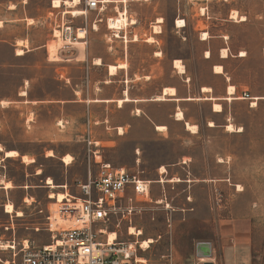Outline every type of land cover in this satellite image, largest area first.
Here are the masks:
<instances>
[{
  "label": "rangeland",
  "instance_id": "374dc122",
  "mask_svg": "<svg viewBox=\"0 0 264 264\" xmlns=\"http://www.w3.org/2000/svg\"><path fill=\"white\" fill-rule=\"evenodd\" d=\"M110 1L101 10L86 11L85 0H80L75 10L86 14L65 13L61 21L65 7L52 8V0H0V20L5 24L0 35L17 36L15 41L29 48L44 44L52 50L48 51L50 60L69 58L71 55L61 52L72 49L88 50L89 58L99 54L104 61L116 64L126 63V57L130 73L150 75L149 81L136 85L146 94L174 84L182 95L197 96L202 87H210L211 96H216L233 85L234 99L217 101L222 105L217 116L207 113L209 102L186 104L187 120L199 125L195 134L185 130L182 122L172 121L169 107L161 106L150 114L155 122L169 121L168 132L147 134L139 141L132 140V134L117 135L112 128L129 122V113H82L80 108L75 113H19L24 105L11 113L0 111L3 150L18 148L33 159L26 165L20 158L2 159L0 152V178L12 185L0 189V242L10 245L0 249V262L14 253L19 256L26 241L30 247L51 241L45 226L55 200L49 194L81 196L78 183L87 182L89 171L94 177L96 159L139 171L150 181L158 179V168L164 166V179L181 180L164 184L167 209L164 202H155L162 197L159 184L153 182L150 195L137 199L135 205L140 210L131 215L130 225L122 212L106 224H95L93 228H106L100 240L105 241L107 232L116 234V243L129 245L152 238L154 242L146 251L133 245L137 256L145 258L144 264H264V0ZM12 4L14 9H10ZM123 10L136 24L119 29V37H114L107 19H115ZM233 10L245 20L231 18ZM56 12H60L57 18ZM28 18L34 22L30 24ZM158 18L160 23H156ZM177 19L184 20L185 26L176 27ZM62 23L72 27L87 23L85 38L79 40L84 44L68 43L61 34L56 38L57 25ZM157 24L160 33L155 34ZM202 32L207 33L206 40L200 39ZM149 37L153 42L146 41ZM66 44L69 47L64 49ZM221 48L228 49L227 59L219 58ZM13 49L0 43V62L13 65L0 68V97L12 95L26 77H34L30 86L34 94L55 92L56 81L51 78L55 72L49 65L67 66L62 75L72 78L74 73L69 71L80 63L48 60L49 65L44 62L35 68L33 63L41 62L44 50L14 60ZM241 52L245 55L240 56ZM175 59L183 64V73L172 68ZM213 64H221L223 74L215 75ZM110 88L119 90L120 86L116 83ZM244 93L252 98L242 99ZM64 95H70L69 88ZM208 122L216 126L209 128ZM228 123L241 131H226L224 124ZM129 124L145 131L151 123L141 116ZM48 150L54 156L47 157ZM66 154L72 157L68 165L61 161ZM48 177L55 188L46 187ZM6 203L23 216L4 213ZM58 224L54 229L71 227L70 222L61 224L60 220ZM130 227L140 229L142 235H128ZM200 242L210 244L209 257L197 256Z\"/></svg>",
  "mask_w": 264,
  "mask_h": 264
},
{
  "label": "crops",
  "instance_id": "0c3cea01",
  "mask_svg": "<svg viewBox=\"0 0 264 264\" xmlns=\"http://www.w3.org/2000/svg\"><path fill=\"white\" fill-rule=\"evenodd\" d=\"M117 1V0H113ZM62 7V6H61ZM14 9V8H10ZM65 11V10H64ZM32 20V23L34 20L32 18H28ZM0 30L4 28L5 24L4 21H1ZM30 23V24H32ZM17 36L11 37L10 34L8 36L6 34L0 35V43L8 44L11 47H13L14 51L11 52V57L14 60L24 58L28 56L29 54L37 53L39 51L44 50L45 53L42 55L41 62L38 60L34 62L33 67L38 68L39 66H42L43 63L51 61V62H69L72 60H75L76 62H80L76 68L73 69V77L65 76L63 77V70L67 68V66H54L49 65L53 71L55 72V75H52V80L56 81V91L55 92H49L47 94H42L41 96H38L34 94L30 86L33 84L34 77L31 78H24L22 84L16 86L15 91L12 95L2 96L0 97V111L3 113H11L16 111V109H19L20 105H24V111H20L19 113H75L76 109L80 108L83 110L82 113H129L128 114V121L132 122L135 119L143 116L146 118L151 124L147 128V130H137L134 126L130 125L129 122L124 124H118L114 125L112 128L116 130L117 135H124V134H132L133 139L139 141L143 139L144 135L147 134H156V133H167L168 132V122H155L154 115L150 113H157L158 108L161 106L169 107V112L171 113L169 117L174 122H182L184 125V129L189 131L186 128V125H195L197 127V130L199 129V125L196 124V122L187 120L188 118L185 115L186 111V104L192 103V102H209L207 113H210L211 116H217L218 114L222 113V105L217 101H228L226 98L228 96L227 88H225V94L224 92L220 94H216V96H211L212 90L210 87H207L210 89L208 92H204L201 90L197 94V96H189L185 94H180L179 90L176 85L169 84L167 86L158 88L156 92L148 93L146 94L144 90L136 87L138 82H145L149 81L151 79L150 75H146L144 73H134L129 72L130 65L129 61L124 58V63L126 66L123 68H117L116 73L114 75L109 74V66H115L117 65L114 61L106 59V61L103 60L102 56H99V54L93 56L92 58H89L88 55L89 51L79 52V50L74 49L75 51L69 50V51H59V54H63V56L71 55L69 58L61 59H49V52L46 45H35L34 47L29 48L27 45L23 44L21 42V45H17V42L15 41ZM20 49L22 52L21 54L16 53V49ZM224 49V48H221ZM220 49V52H221ZM227 49V48H225ZM264 51V50H263ZM80 53L84 56V59H77V56H80ZM60 57V56H59ZM208 58V57H207ZM220 59H227L228 58V49H227V57L222 58L219 54ZM95 59H99L100 63L96 64L93 63ZM36 64V65H35ZM10 63L6 62H0V68H10ZM172 68L173 64L171 65ZM214 66H221L222 72L221 73H215L213 71ZM175 69V68H174ZM177 70V69H175ZM212 71L215 75L223 74V66L221 64H213L212 65ZM78 73L79 76H75ZM83 75H85L83 77ZM41 80L43 79V75L40 77ZM83 79L86 82V86L84 87ZM118 84L120 86L119 90H116L114 88H110L112 84ZM233 86V85H232ZM234 91H235V86ZM66 88L70 89V95L65 96V90ZM164 88H172L174 89V94H166L164 93ZM234 94V92H233ZM162 98V99H158ZM128 101H125V100ZM245 100V98H242ZM258 99H261L258 97ZM122 100V103L118 105V101ZM249 100V99H248ZM219 104L221 110H214L213 105ZM177 111H180L182 113V119L178 120L176 119L175 115ZM149 113V114H148ZM108 115L106 114L105 120L107 121ZM209 123V122H208ZM207 123V126L209 128H214L216 125L214 122V126H209ZM227 124H224V127H226ZM126 126L128 129H126ZM157 126H163L165 127L164 130H157ZM122 128L123 133L118 134L117 129ZM191 132V131H190ZM197 132V131H196ZM195 132V133H196ZM192 133V132H191ZM192 133V134H195ZM1 146V145H0ZM2 147V146H1ZM6 150H15L18 152V157L14 158H20L22 155H26L25 152L21 151L18 148H10L5 149L3 151H0L2 153V159L4 158V151ZM52 151V150H51ZM30 158V157H29ZM22 161V160H21ZM23 162V161H22ZM24 163V162H23ZM26 164V163H25ZM31 164V163H29ZM26 164V165H29ZM40 174V173H39ZM169 178L165 179L164 182L166 183ZM3 182L9 181L6 179L0 178ZM181 182V181H179ZM187 182H190L188 180ZM171 183V182H170ZM177 183V182H172ZM3 183L0 182V189H4L2 187ZM48 188V185H46ZM57 187V186H56ZM50 188V187H49ZM6 190V189H5ZM161 199V198H158ZM157 199V200H158ZM161 204V203H160ZM139 237V236H138Z\"/></svg>",
  "mask_w": 264,
  "mask_h": 264
},
{
  "label": "built area",
  "instance_id": "2783aa9c",
  "mask_svg": "<svg viewBox=\"0 0 264 264\" xmlns=\"http://www.w3.org/2000/svg\"><path fill=\"white\" fill-rule=\"evenodd\" d=\"M104 4L103 0H85V9L101 10ZM51 6L54 8L52 4ZM64 14L65 12L61 14V21ZM59 15L60 12H56L55 18ZM86 26L87 23L79 27L62 23L57 25V29L68 43H73L70 40L77 42L85 38ZM81 31L82 38L79 37ZM112 35L115 37L114 32ZM68 47L69 44H66L64 49ZM242 96L245 99L252 98L247 93ZM88 144H91L90 140ZM97 157L99 156H95ZM95 162L98 169L94 177H91L89 171L87 182L78 183L81 196H69L60 207L61 217L68 216L75 224L67 229H52L49 213L46 216L45 230L51 234V241L48 244L31 247L26 241V245L22 244L19 256L14 253L10 259L1 261L0 264H144L136 261L135 251L126 253L130 246L128 243L109 245L107 241L99 239L101 235H105L106 228L93 226L108 223L119 212L123 213L130 225L131 215L140 210L135 205L137 199L150 195L153 182L159 184L161 197L167 209L169 204L165 196V183L158 180L150 181L142 177L139 171L113 167L101 160L95 159ZM159 176L161 175L158 174Z\"/></svg>",
  "mask_w": 264,
  "mask_h": 264
},
{
  "label": "bare ground",
  "instance_id": "6f19581e",
  "mask_svg": "<svg viewBox=\"0 0 264 264\" xmlns=\"http://www.w3.org/2000/svg\"><path fill=\"white\" fill-rule=\"evenodd\" d=\"M124 1L125 0H122V2H124ZM79 2H80V0H52L51 4L53 5L54 8H59L61 6H64L65 10H66V11H64L65 13H70L72 15H84V14H86V12L84 10H80V11L75 10L76 6L79 4ZM103 2L104 3H109L111 1L110 0H103ZM10 8H14V5L13 4L10 5ZM230 17L235 19L236 21L245 20V17L244 16H238L237 15V11H235V10L231 11ZM28 21H29V23H32L31 19H28ZM161 21H162V19L158 18L156 23H160ZM108 24H109L110 28H113L115 30L114 31L115 36L119 37V35H117L118 30L122 29L123 27H126L127 25H135L136 24V20L135 19H129L128 16H127L126 11L123 10V11L119 12V16L116 17L115 19L114 18H108ZM175 24H176V27L181 28V27L185 26V21L182 20V19H177ZM0 25H1V22H0ZM56 32H57L56 38H59L60 37V33H59L58 30ZM153 32L155 34L160 33V28H159L158 24L154 26V31ZM79 37L80 38L83 37V32L82 31L79 33ZM207 38H208L207 33L206 32H202L200 39L201 40H206ZM136 39H137V37H134V40H136ZM146 41L153 42V38L149 37ZM21 44L22 43L20 41H17V45H21ZM74 44L75 45L76 44L77 45H82V44H84V42L77 41ZM49 50H51V49L49 48L48 51ZM21 52L22 51L19 48L16 49V53L17 54H21ZM242 53L243 52L240 53V56H244L245 55V53H243V55H241ZM52 56H54V54H52ZM82 56L83 55H81V58H82ZM220 56L222 58L227 57V49H225V48L221 49ZM206 57H209V52H206ZM93 63L99 64L100 60L99 59H95ZM172 64H173V67L175 69H177L179 73H183L184 72V66H183V64L181 63L180 60L175 59V60H173ZM125 66L126 65L124 63H119V64H117L115 66L111 65L108 68L109 74L110 75H114L116 73V69L117 68H123ZM218 69H219V71H218ZM213 71L215 73H221L222 72V67L221 66H214ZM202 91L208 92V91H210V89L207 88V87H202ZM163 92L166 93V94H170V95H173L175 93L174 89H172V88H164ZM233 92H234V87L232 85H229L228 88H227L228 96L226 98L228 101L231 100V99H234L232 97ZM158 99L160 100L162 98H158ZM254 100H258V97H255ZM125 101H128V100H125ZM121 103H122V100H119L118 101V105H120ZM255 104H256V102L254 101L252 103V106H254ZM213 109L216 110V111L221 110L219 104H214L213 105ZM175 117L178 120L182 119V113L180 111H177ZM208 125L209 126H214V124L212 122H209ZM186 128L189 131H191L192 133H195L197 131V127L195 125H188L187 124ZM156 129L157 130H164L165 127L157 126ZM193 129H195V131H193ZM225 130L228 131V132H240L241 131V127L234 129V126L232 124L228 123L226 125V127H225ZM117 131H118V134H122L123 133V130L120 127L117 129ZM0 148H2V147L0 146ZM9 152H14V153H16V155L9 157L8 156ZM50 152L52 153L51 156L49 155ZM3 153H4V158H14V157H18L19 156L18 152L15 151V150H6ZM46 156L47 157H52V156H54V154H53V152L51 150H48L47 153H46ZM21 160L23 162L27 163V164L33 162V159L27 157L26 155H22L21 156ZM61 161L63 163H65L66 165H68V164H70L72 162V157L70 155L66 154V155L61 157ZM165 172H166V169H165L164 166H161L160 168H158L157 173L161 175L157 179L158 182L162 183V182L165 181V179H164L165 177L163 176V174ZM39 173H40V170H37L36 174H39ZM49 181H51V183H49ZM168 181L169 182H179L181 180L179 178H177V177H172V178H169ZM0 182L3 183L2 187L4 189L12 188V185H11L10 181L3 182L2 180H0ZM45 184L48 185V187H50V188H55L54 183L52 182L51 178H49V177L46 178ZM9 185H11V187H8ZM237 187H239V186H237ZM49 197L55 200V203H53V206L55 208L53 209V214H52L51 219H50L51 220L52 229H54V227L60 226L58 224V223H60V220H61V224H67V222H70L71 226L74 225L75 222H74L73 219L69 218L68 216H66V217L64 216L62 218L61 215H60V207L65 202V199H68V195L66 193H60V192L53 193V192H51L49 194ZM24 201H29V199L25 198ZM60 203H61V206L59 205ZM156 203L157 204L163 203L162 198L156 200ZM56 207H58V208H56ZM9 208L12 209L11 212L8 211ZM3 210H4V213H6V214H15L16 217L23 216L22 212L19 211V210H15L11 203L4 204L3 205ZM57 213H58V216H57ZM128 235L138 237V236L142 235V231L140 229H135L133 227H130L129 230H128ZM106 241H107V244H109V245H118V243H116L117 238H116V234L114 232H107L106 233L105 242ZM153 242H154V240L152 238L148 237V238L142 239L140 241H137V243H133V245L139 244V249L141 251H146L150 247V244H152ZM133 245L130 244L129 249H126V253H128L129 251H132V252L135 251L136 252V250H135ZM144 245H147V247H145ZM9 247H10V245L8 244V242H0V249L6 250ZM11 248H13V246ZM200 257H205V256H199V258ZM135 258H136L137 262H140V263H145L146 262L145 258H143L141 256H137V254H135Z\"/></svg>",
  "mask_w": 264,
  "mask_h": 264
},
{
  "label": "water",
  "instance_id": "95a60500",
  "mask_svg": "<svg viewBox=\"0 0 264 264\" xmlns=\"http://www.w3.org/2000/svg\"><path fill=\"white\" fill-rule=\"evenodd\" d=\"M197 256H205L209 257L210 255V244L207 242H200L197 244L196 249ZM205 264H211V263H205Z\"/></svg>",
  "mask_w": 264,
  "mask_h": 264
},
{
  "label": "snow or ice",
  "instance_id": "6c2138e0",
  "mask_svg": "<svg viewBox=\"0 0 264 264\" xmlns=\"http://www.w3.org/2000/svg\"><path fill=\"white\" fill-rule=\"evenodd\" d=\"M241 55H243V53H242ZM218 71H219V69H218ZM193 131H195V129H193ZM0 151H3V148H0ZM15 155H16V153H14V152H9V153H8V156H9V157H11V156H15ZM49 155L51 156L52 153L50 152ZM49 183H51V181H49ZM8 187H11V185H9ZM8 211L11 212L12 209L9 208ZM144 246L147 247V245H144Z\"/></svg>",
  "mask_w": 264,
  "mask_h": 264
}]
</instances>
